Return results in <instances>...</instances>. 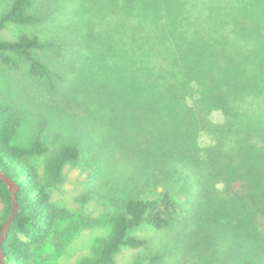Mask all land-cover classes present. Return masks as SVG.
<instances>
[{"label":"trees","instance_id":"1","mask_svg":"<svg viewBox=\"0 0 264 264\" xmlns=\"http://www.w3.org/2000/svg\"><path fill=\"white\" fill-rule=\"evenodd\" d=\"M69 1L10 0L0 34L9 25L30 31L0 37V65L51 94L81 66L79 78L97 81L89 93L100 113L127 125V145L115 143L132 168L127 195L111 201L95 258L78 264H116L122 248H149L134 235L142 229L176 237L179 254L203 244L234 264H264V0H79L68 34L42 30ZM30 116L0 94V172L19 188L0 245L7 264H38L34 251L47 245L61 250L49 188L84 164L81 129ZM23 130L28 143L18 145ZM0 204L1 237L13 210L2 179ZM170 249H156L151 264Z\"/></svg>","mask_w":264,"mask_h":264},{"label":"rangeland","instance_id":"2","mask_svg":"<svg viewBox=\"0 0 264 264\" xmlns=\"http://www.w3.org/2000/svg\"><path fill=\"white\" fill-rule=\"evenodd\" d=\"M77 2L79 0H70L66 13L55 15L43 25L42 30L68 34L66 31L74 27L77 19L70 18L69 11L75 8ZM95 3L96 1L92 2L93 5ZM9 4L10 0H0V14ZM25 31L30 29L9 25L1 32L0 37L3 40H15L19 33ZM80 67H77L74 73H65V80L51 94L42 85L29 79L24 70L13 72L0 65L1 95L13 100L22 109L30 111V117L36 120L40 116H49L56 121L62 118L72 127H77V130L81 129L80 138L84 139L86 144L84 164L66 167L64 183L58 188H49L51 201L62 213L56 228L61 233L59 241L63 246L59 252H54L51 245L35 249L34 257L38 264H78L84 260H93L98 242L110 232L108 215L113 211L111 201L127 195V173L132 168L127 167V155L126 158L120 157L115 149L117 141L124 140L127 145V125L121 128L124 124L119 126L120 124L114 122V111L113 115L111 113L108 117L100 113L101 100L89 93V90L98 87L97 81L79 78ZM211 120L221 122L222 116L213 113ZM121 121L126 124L127 118ZM28 138V130H23L15 143L26 145ZM203 141V144L208 143L206 137ZM92 153L101 156L100 161H95L96 165L90 161ZM42 162V159L35 161L40 174ZM1 209L0 204V211ZM134 235L147 239L149 248H122L116 258V264H151L150 255L156 249L160 250L164 244L174 249H170L168 256L158 264H234L226 260L225 254L216 251L213 246L197 244L184 254H179L176 246H173L178 244L176 237H167L150 229L136 231Z\"/></svg>","mask_w":264,"mask_h":264},{"label":"water","instance_id":"3","mask_svg":"<svg viewBox=\"0 0 264 264\" xmlns=\"http://www.w3.org/2000/svg\"><path fill=\"white\" fill-rule=\"evenodd\" d=\"M0 179H2L3 181L6 182L8 189H9L10 193L12 194V205H13L12 213H11L9 219L6 221V223L3 227V230H2V235L0 237V245H1L2 241L4 240V238L7 234L8 227H9L11 221L14 219V217L17 213V210H18L16 193L19 190V188H18L17 184L12 179H10L8 176L3 174L2 172H0ZM0 264H7L4 260V255H3L1 248H0Z\"/></svg>","mask_w":264,"mask_h":264}]
</instances>
